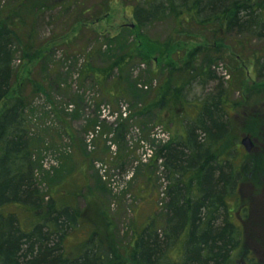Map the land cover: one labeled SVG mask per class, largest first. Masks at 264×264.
Listing matches in <instances>:
<instances>
[{
	"label": "trees",
	"instance_id": "16d2710c",
	"mask_svg": "<svg viewBox=\"0 0 264 264\" xmlns=\"http://www.w3.org/2000/svg\"><path fill=\"white\" fill-rule=\"evenodd\" d=\"M91 1L59 0L50 4L48 0H17L12 8L0 12V264H228L242 241L230 202L248 164H239L238 150L220 148L231 134L229 111L242 107L250 97L241 74L245 65L253 68L255 96L264 99V0H125L129 1L134 26L121 27L113 35L101 34L92 27L108 16L112 0L98 6ZM56 9L54 25H64L59 34L64 56H74L77 49L86 53L77 69L78 81L98 88L107 101L98 106V117L106 107L108 114L118 117L111 127L115 150L125 149L128 122L133 119L154 116L155 123L168 134L167 141L149 158L154 163L160 160L167 183L160 221L154 216L141 226L134 224L125 251H121L109 227L104 234L92 230L78 254L69 256L64 242L80 225L83 211L53 197L46 200L36 177L29 106L32 96H43L52 104L50 90L60 84L49 78L48 89L47 71L43 70L52 62L49 45L55 40L47 41L44 48H34L33 34L42 11ZM164 21L172 22L166 40L153 41L140 33L141 45L135 43L134 30ZM188 35L203 42L185 61L162 64L159 73L163 76L152 87L158 74L155 58L167 55L181 42V36ZM90 43L94 46L87 50ZM41 51L13 92L16 53L29 61ZM230 58L235 63L234 72L228 68L229 79L224 80L216 68ZM97 59L101 64H96ZM135 65L147 67L152 87L147 99V92H134L140 80L133 77ZM196 86L201 87V94L189 102ZM235 93L241 94L239 98H233ZM81 100L77 95L73 102ZM117 101L115 108L112 104ZM176 110L194 115L182 118L179 135L174 136L173 121H166L163 114L172 118ZM160 112L162 117L158 116ZM70 117L77 118V110ZM184 119L188 120L185 124ZM97 120L92 122L94 127ZM66 126L63 131L71 136ZM122 159L118 153L119 167Z\"/></svg>",
	"mask_w": 264,
	"mask_h": 264
},
{
	"label": "rangeland",
	"instance_id": "374dc122",
	"mask_svg": "<svg viewBox=\"0 0 264 264\" xmlns=\"http://www.w3.org/2000/svg\"><path fill=\"white\" fill-rule=\"evenodd\" d=\"M16 1L0 0V12L12 8ZM57 1L59 0H48V3L54 4ZM103 2L104 0H92L91 5L96 6L97 3L98 6ZM108 6V16L93 25L94 30L101 34L108 32L113 35L121 27L134 26L129 1L112 0ZM57 12V9L42 11L33 34L34 48L39 46L44 48L47 46V41L55 40L49 45L52 62L44 65L43 70L47 71L48 89H51L49 78L60 84L58 89L50 90L52 104L43 96H32L29 106L28 116L32 122L31 141L35 153L36 177L46 200L53 197L60 203L77 206L83 211L80 225L68 234L64 242L65 251L69 256L78 254L82 245L89 239L92 230L104 234L109 227L113 229L121 251H125L130 242V228L134 224L141 226L154 216L160 221L167 183L164 172L159 166L160 160L154 163L149 158L152 151L154 152L159 145L167 141L168 134L161 125L155 123L154 116L133 119L128 122L125 149L119 152L115 150L111 127L117 116L108 114L106 107L101 110L102 114L98 117V106L107 101L99 94L98 88L92 87L89 82L78 81L77 69L82 66L86 53L77 49L74 56H71L72 53L64 56L61 43L63 37L59 36L63 33L64 25L63 22L54 25ZM171 31L170 21L154 23L139 31L134 30V41L141 45V33L153 41L162 42L168 38ZM68 36H71V32ZM180 40L181 42L172 46V51L167 55L155 58L158 74L152 80V87L156 86L163 76L159 73L162 64L166 62L178 64L185 61L191 50L203 42L200 37L192 35L181 36ZM252 44L254 45L255 42L253 41ZM92 46L94 44L90 43L87 50ZM102 50H105V46ZM42 52L29 61L21 58L19 52L16 53L13 62V92L17 91ZM150 57L154 56L150 55ZM103 60L106 63V59ZM96 61V64L102 62L99 59ZM234 65V61L230 58L227 63H219L216 72L224 80H228V68L234 72ZM242 69L241 74L245 85L250 89V97L242 107L229 111L232 117L231 134L220 148V150H238L239 164L242 166L248 164L238 183L236 195L230 202L234 220L237 221L236 212L239 210L245 215V219L240 226L241 244L232 254L228 264H244L242 262L244 251L250 249L252 250L250 255H253L254 250H257L256 244L264 251V241L260 238V227L264 226V219L261 218L264 215V188L261 190L264 181V99L257 98L253 91L257 82L251 64L245 65ZM146 70V66L139 65H135L132 69L133 77L140 78L134 92L135 94L147 92L145 99L149 97V91L152 89L148 83ZM36 75L41 77L39 73ZM261 87L262 84H258V88ZM201 91L200 86L194 87L188 101H195ZM77 95L82 96L80 103L73 102ZM240 95L235 93L233 98L237 99ZM242 95L246 96L247 93ZM118 102L112 106L116 108ZM126 105L124 103L121 106L123 112ZM74 110L78 112L77 118L70 117ZM181 112L176 110L172 118L163 114L166 121H173L171 135H179L178 129L183 117L189 118L194 115L189 111L183 115ZM158 116L162 117V112L158 113ZM124 117L123 114L122 118ZM93 120L99 121L95 122L96 127L92 124ZM187 121L184 119L183 124ZM66 124L72 133L71 136H67L63 131ZM245 136L250 137L252 143L249 152L245 151L240 143ZM118 153L123 158L122 167L116 163ZM147 166L152 168L148 169Z\"/></svg>",
	"mask_w": 264,
	"mask_h": 264
},
{
	"label": "flooded vegetation",
	"instance_id": "af4514ba",
	"mask_svg": "<svg viewBox=\"0 0 264 264\" xmlns=\"http://www.w3.org/2000/svg\"><path fill=\"white\" fill-rule=\"evenodd\" d=\"M263 188H264V181L261 190H263ZM236 218L237 221L234 220V217H233V221L240 228V226L243 224V220L245 219V215H243L242 211L239 210L238 212H236ZM261 218L264 219V215L261 216ZM260 228H261L260 238L262 241H264V226H261ZM256 249L257 250H254L253 255H250L252 251L250 249L244 251V257L242 259V262L244 264H261V263L264 264V251L259 248L258 244H256Z\"/></svg>",
	"mask_w": 264,
	"mask_h": 264
},
{
	"label": "water",
	"instance_id": "95a60500",
	"mask_svg": "<svg viewBox=\"0 0 264 264\" xmlns=\"http://www.w3.org/2000/svg\"><path fill=\"white\" fill-rule=\"evenodd\" d=\"M241 145L244 147V149L249 152L251 147H252V143L250 141V137L245 136L241 139L240 141Z\"/></svg>",
	"mask_w": 264,
	"mask_h": 264
}]
</instances>
